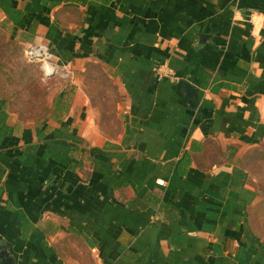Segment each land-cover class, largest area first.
<instances>
[{"label": "crops", "instance_id": "obj_1", "mask_svg": "<svg viewBox=\"0 0 264 264\" xmlns=\"http://www.w3.org/2000/svg\"><path fill=\"white\" fill-rule=\"evenodd\" d=\"M11 7L15 22L0 10V262L264 264L262 198L244 164L264 149V0ZM38 37L59 67L40 83L44 103L22 63Z\"/></svg>", "mask_w": 264, "mask_h": 264}, {"label": "rangeland", "instance_id": "obj_2", "mask_svg": "<svg viewBox=\"0 0 264 264\" xmlns=\"http://www.w3.org/2000/svg\"><path fill=\"white\" fill-rule=\"evenodd\" d=\"M2 46L0 42V47ZM23 64L32 68L31 81L35 85L31 86V93H34L37 103L43 102L47 97V86L41 87L40 83H48V79L43 76V72L39 64H28L23 59ZM11 74L4 73V80H9ZM27 91V87L23 88ZM113 92V91H111ZM244 164L252 177V185L257 189L261 195V203L257 206L253 212V226L256 233L264 238V149H258L250 154H247L244 159Z\"/></svg>", "mask_w": 264, "mask_h": 264}, {"label": "built area", "instance_id": "obj_3", "mask_svg": "<svg viewBox=\"0 0 264 264\" xmlns=\"http://www.w3.org/2000/svg\"><path fill=\"white\" fill-rule=\"evenodd\" d=\"M255 17L251 18V23L254 24ZM264 27V24H262ZM24 58L28 64H39L43 72V76L47 79L52 78L59 73V67L55 64L54 56L42 37H38L36 41L29 45L24 51ZM158 80L164 78L169 79L171 73L166 74L161 68L156 70ZM158 186H164L162 181L157 182Z\"/></svg>", "mask_w": 264, "mask_h": 264}, {"label": "trees", "instance_id": "obj_4", "mask_svg": "<svg viewBox=\"0 0 264 264\" xmlns=\"http://www.w3.org/2000/svg\"><path fill=\"white\" fill-rule=\"evenodd\" d=\"M0 10L8 17V19L14 22L17 20V13L15 9L11 7V0H0ZM20 77L21 79L24 78V74L22 73ZM33 85H35V83L31 81V86ZM31 95L35 96L34 93H31Z\"/></svg>", "mask_w": 264, "mask_h": 264}, {"label": "water", "instance_id": "obj_5", "mask_svg": "<svg viewBox=\"0 0 264 264\" xmlns=\"http://www.w3.org/2000/svg\"><path fill=\"white\" fill-rule=\"evenodd\" d=\"M0 264H12V262L9 261L7 258H3V259H1Z\"/></svg>", "mask_w": 264, "mask_h": 264}]
</instances>
